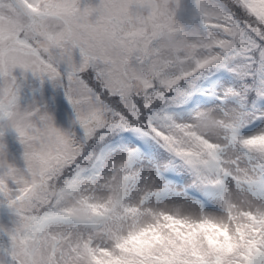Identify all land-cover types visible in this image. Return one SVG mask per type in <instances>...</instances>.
<instances>
[{
	"label": "snow or ice",
	"instance_id": "6c2138e0",
	"mask_svg": "<svg viewBox=\"0 0 264 264\" xmlns=\"http://www.w3.org/2000/svg\"><path fill=\"white\" fill-rule=\"evenodd\" d=\"M0 264H264V0H0Z\"/></svg>",
	"mask_w": 264,
	"mask_h": 264
},
{
	"label": "rangeland",
	"instance_id": "374dc122",
	"mask_svg": "<svg viewBox=\"0 0 264 264\" xmlns=\"http://www.w3.org/2000/svg\"><path fill=\"white\" fill-rule=\"evenodd\" d=\"M188 20V16H186L185 14H181V22H186ZM245 63V58L244 57H235L232 61V64L233 65H243ZM219 69H215L213 70L212 72L214 71H217ZM221 70V69H220ZM224 72L226 73V75L224 77H222L221 79H219L216 83V85L213 87L214 91H209V92H212V93H215L218 91V88H219V82L220 80H224V81H227V83L229 85H235L239 82V76H238V73L236 72H233V71H230L228 69H223ZM208 76V75H206ZM228 76V77H227ZM205 76H203L204 78ZM227 77L226 79H223ZM216 98V96H215ZM53 107L55 108V111L57 113V119L58 121L61 123V124H64L66 123L67 121V118H68V113L71 112V106L67 103V101L64 99V97L62 95L60 96H57L55 97L54 101H53ZM64 109V114H63V117H61L60 113H61V109ZM12 147L14 149H18V145H16L15 143L12 144ZM141 151V150H140ZM161 151H163L161 149ZM143 152V151H141ZM144 155H148V154H144ZM180 177H181V181L178 183V184H173V183H170L173 187L179 189L181 187L184 186V182H185V178H188L190 179V177H188V174L187 173H184V172H180ZM197 199H200V197H196ZM209 199H205L201 201V203H204L205 201H208ZM210 200H213L210 199ZM213 203H214V200H213ZM205 206L207 207V204H205Z\"/></svg>",
	"mask_w": 264,
	"mask_h": 264
},
{
	"label": "trees",
	"instance_id": "16d2710c",
	"mask_svg": "<svg viewBox=\"0 0 264 264\" xmlns=\"http://www.w3.org/2000/svg\"><path fill=\"white\" fill-rule=\"evenodd\" d=\"M206 77H208V76H205L204 78H206ZM204 78L201 77L200 82H201ZM211 79H212L211 76H209V77L207 78V80H211ZM210 83H211V82H210ZM168 171H170V172H174L175 170H174L172 167H169Z\"/></svg>",
	"mask_w": 264,
	"mask_h": 264
}]
</instances>
